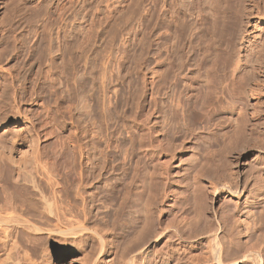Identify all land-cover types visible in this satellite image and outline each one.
<instances>
[{
  "label": "rangeland",
  "instance_id": "obj_1",
  "mask_svg": "<svg viewBox=\"0 0 264 264\" xmlns=\"http://www.w3.org/2000/svg\"><path fill=\"white\" fill-rule=\"evenodd\" d=\"M261 4L50 0L54 39L48 43L42 12L14 22L1 6L0 22L9 15L10 22L0 23V128L21 121L20 128L0 131L1 263L86 264L103 246L106 261L125 264L139 245L145 258L171 264L170 253L202 254L207 229L221 220L226 226L219 222L218 236L234 239L230 254L252 264L259 252L264 264V126L250 133L247 125L257 95L249 92L244 107L227 94L212 101L217 91L229 90L228 78H236L229 83L233 92L250 81L251 69L240 60L262 46ZM180 5L186 28L195 21L200 37L189 76L179 79ZM237 9L250 22L244 20L249 26L238 45L241 80L239 69L230 79L218 62L219 23ZM60 11L70 19L66 42L56 39ZM178 99L196 113L183 125ZM225 183L241 193H215ZM159 230L168 232L165 240L154 236Z\"/></svg>",
  "mask_w": 264,
  "mask_h": 264
},
{
  "label": "bare ground",
  "instance_id": "obj_2",
  "mask_svg": "<svg viewBox=\"0 0 264 264\" xmlns=\"http://www.w3.org/2000/svg\"><path fill=\"white\" fill-rule=\"evenodd\" d=\"M80 1V0H79ZM259 5V4H258ZM262 5V4H261ZM1 6H3L4 8V11L5 10H9L8 12H4L6 15H8L7 13H11L12 14V18H15V21L14 22H17L19 19L18 18H22V17H25V20H26V18H27V14H28V12H29V14H30V11H39V12H37V13H40V12H42L41 14L44 16V19H43V28H42V32H41V36L42 37H44V39H46V42L48 43L49 42V40L50 39H54V35L52 34V32L51 31H53L52 30V25H53V22H50L51 21V15H52V10H51V7H50V0H41V1H37V0H0V7ZM62 6H63V4H62ZM59 6V7H61L60 9L63 11V7H65V6ZM181 6V8L179 9V15H180V17H179V22H178V36H179V59H180V65H179V67H178V71H179V73H178V75L176 74V77L178 78V76H179V79L180 78H186L187 76H189L188 75V71H190L191 70V68H192V61L194 60V57H195V54H196V50H195V44H196V40L197 39H199V37H200V32H199V30H198V27H197V25H196V22L195 21H192L191 23H189V25H188V27L186 28V23H185V21H184V15L186 14V10L183 8V5H180ZM263 7H264V5H262ZM194 7H195V5H193L192 7H190L189 8V11H191V10H194ZM259 7V6H258ZM83 8H84V6H83ZM261 8V7H260ZM58 9V8H57ZM259 9V8H258ZM59 10V9H58ZM241 10V9H240ZM259 10H261V11H259ZM258 11L260 12V14L261 15H264V8H263V10L262 9H259ZM256 11V10H255ZM241 11H239L238 9H237V11L235 12H233V13H231V15H229V16H227L228 18H226V19H222L223 21H221V23H219V26H218V32H219V34H220V36H221V41L219 42V44H218V46L220 47V49H218L219 50V53L220 54H218V59H221L220 61L218 60V62L219 63H222L223 64V66H224V68H221V69H224V71H225V73L227 72V74H229L228 76H233V77H231L230 79H234L235 77H237V75L240 73H242V71H243V67H242V70H241V68L239 67V60L240 59H238V57H239V53H240V46L238 47V45L242 42H244V41H242L243 40V38H244V35H243V33L242 32H244V28L245 27H247V26H245L246 24L248 25L250 22L249 21H246L245 19H243L242 17H244L245 15V13H243V15L244 16H242L241 17V14L242 13H240ZM66 13V12H65ZM65 13H62L61 11H60V13H58V15H60L59 16V18H60V20L58 21L59 23H60V21H61V24L58 26V30H57V32H56V34H57V36H56V39H59V38H57V37H61V38H64V41L63 42H66L67 40L65 39L68 35V31H67V29L65 28V27H67V23H69L70 22V19H68L69 17H67L66 16V14ZM28 14V15H29ZM258 14V13H257ZM256 14V15H257ZM5 16V15H4ZM33 16H34V14H33ZM72 15H70V17H71ZM247 16V15H246ZM257 16H259V15H257ZM6 17L7 16H5L3 19H1L2 21V23L1 24H3V20L4 19H6ZM8 17H10V15L8 16ZM7 17V19H9ZM18 17V18H17ZM32 17V16H31ZM41 17V16H40ZM16 18H17V21H16ZM72 18H75V17H72ZM93 18H94V16H93ZM248 18V17H247ZM260 18H261V16H260ZM22 19H24V18H22ZM197 19H198V16H197ZM196 19V21L198 22V20ZM10 20V19H9ZM9 20H4V22H6V21H9ZM93 20V19H92ZM200 20V19H199ZM246 22H249V23H246ZM22 21V20H21ZM73 21H75V20H72V22ZM95 21L96 20H93V22L91 23H89L90 25H89V28H92V27H95ZM10 22V21H9ZM13 21L11 20V23H12ZM255 22V21H254ZM7 23V22H6ZM8 24H10V23H8ZM55 24H57V23H55ZM72 25H73V23H71ZM4 25V24H3ZM76 22H74V26H72L73 28H72V30H69V31H71V32H75V30H77V27H76ZM2 26V25H1ZM249 26V25H248ZM254 26V25H253ZM264 26V25H263ZM4 27V26H3ZM6 27V26H5ZM8 27V26H7ZM87 27V26H86ZM9 28V27H8ZM68 28V27H67ZM89 28H87V29H89ZM0 29H1V27H0ZM84 28H82V30H83ZM87 29H84V31H86ZM263 30V35H262V41L263 42H261L262 43V46L259 48V49H257V51L255 52L256 53V55H254L253 56V58L251 57V56H248V54H247V56H246V54L245 55H243V57H242V59L240 60V62H241V64L242 63H244L245 65H248L249 67H250V69H251V71H250V69H246V71L247 70H249L250 71V81L247 83V81L246 82H244L245 84H246V86L244 87V88H242L241 89V86H240V91H238V92H236L237 90H239L238 88V86L241 84V82H240V84H239V82H238V80L237 81H235L234 82V84L237 82L238 84H235L238 88H236L237 90L236 91H234L233 92V85L230 87V82L231 83H233V81L236 79H234V80H229V78L228 77H226V78H228L227 80L228 81H230L229 83H228V85H229V90H230V88L232 89V92L231 91H229L228 90V87H226L225 88V86L227 85V83H226V85L225 86H223L222 88H225L226 89V91H225V89L223 90V91H221L220 92V90L219 91H217L218 93H216L215 94V96L212 98V101H215V100H217V99H219L220 97H222L223 96V94L225 95V94H227V95H229L230 97L229 98H231V99H233V101L235 102H237L238 104L237 105H239V107H241V106H246L245 105V100L248 98V93L250 92L251 94H254L252 97H254L255 95H257L256 97H257V102L256 101H254V104H252L253 105V107H254V110H251V114H250V120L251 121H249L250 123L249 124H247V125H249V127L248 126H246V127H248V128H250V130H251V132L250 133H252L254 130L256 131V129L259 131V132H261L260 131V128L262 129L263 128V126H264V124H263V121L262 120H264L263 119V109H264V107H262L261 106V104H260V99L261 98H263L264 97V70H263V68L264 67H262V64L264 65V28H262ZM3 30V29H2ZM1 30V31H2ZM79 30V29H78ZM255 30V29H254ZM80 31V30H79ZM186 31L188 32L187 33V38H186V40H185V33H186ZM260 31V30H259ZM6 32V31H5ZM60 32H61V34H60ZM252 32V31H251ZM2 33V32H1ZM63 33V34H62ZM257 33V32H256ZM70 34V33H69ZM245 34H246V31H245ZM247 35V34H246ZM11 36H12V34H11ZM63 36V37H62ZM260 36V35H259ZM8 39V38H7ZM47 39H49L48 41H47ZM61 39H59L58 41H60ZM245 40V39H244ZM259 40V39H258ZM51 41V40H50ZM57 41V40H56ZM55 42V41H54ZM46 43V44H47ZM60 43V42H59ZM260 43V44H261ZM9 44V43H8ZM61 44V46H62V43H60ZM64 44V43H63ZM255 44H257V43H255ZM65 46H66V43L64 44ZM47 46V45H46ZM258 46V45H257ZM17 47V46H16ZM62 47H64V46H62ZM243 47V46H242ZM247 47V46H246ZM67 48V47H66ZM249 48V47H248ZM6 49V48H5ZM61 49H63V48H61ZM242 49V48H241ZM243 49H245V48H243ZM253 50V49H252ZM242 52V51H241ZM245 52V51H244ZM253 53V52H252ZM241 54V53H240ZM250 55V54H249ZM252 55V54H251ZM240 58V57H239ZM215 60V59H214ZM216 61V60H215ZM220 65V64H219ZM218 65V66H219ZM257 65H260L261 67H262V70H260V69H258V72H259V70L261 71V73L260 74H258V75H256L257 77H255V75L253 74L254 72H253V70H255V68H257ZM247 66V67H248ZM259 67V66H258ZM240 70V72H239V70ZM236 70H238V74H236L235 72H236ZM244 70H245V68H244ZM224 71H222V73L224 72ZM232 72V73H231ZM243 73H245V72H243ZM249 73V72H248ZM251 73L254 75V77L256 78L255 80V83L253 84V82H252V84H250V82L251 81H253L254 80V77L253 76H251ZM257 73V72H256ZM211 74H213V73H211ZM224 74V73H223ZM240 74L238 75L239 76V80H241L240 78L242 77V76H240ZM220 75V74H219ZM225 75V74H224ZM249 75V74H248ZM214 76V75H213ZM218 76V75H217ZM244 76V75H243ZM220 77V76H219ZM224 76H222V77H220V79H221V81H220V83L221 82H224V80H222V78H223ZM247 77H249V76H247ZM211 78H212V76H211ZM218 78V77H217ZM178 79V80H179ZM224 79V78H223ZM246 79V78H245ZM244 79V80H245ZM249 79V78H248ZM213 80V79H212ZM214 80H215V78H214ZM217 81H218V79H217ZM211 83H212V81H210ZM219 82V81H218ZM225 82H227V81H225ZM215 84V83H214ZM222 84H225V83H222ZM209 85V87H210V84H208ZM219 85H221V84H219ZM243 85V84H242ZM208 87V88H209ZM214 87V86H213ZM235 87V86H234ZM221 89V88H220ZM224 92V93H223ZM228 92V93H227ZM230 92V93H229ZM249 93V94H250ZM250 94V95H251ZM211 101V102H212ZM256 102V103H255ZM213 103V102H212ZM211 103V104H212ZM176 104H177V106H179V108H181V112H180V123H181V125H183V124H185V122L187 123L188 121H187V118H190V119H192V116H193V114H195L196 115V113H193L192 111H189V109H187L186 107H185V105H184V103H183V101L181 100V99H178V101L176 102ZM198 107V106H197ZM208 108V107H207ZM206 108V110H208ZM246 108V107H245ZM251 108H252V106H251ZM263 108V109H262ZM199 109H200V107H199ZM199 109H197V110H199ZM243 109V108H242ZM202 110H204L203 108H202ZM201 111V110H200ZM205 111V110H204ZM203 111V112H204ZM188 115H189V117H188ZM194 115V116H195ZM193 116V117H194ZM245 121V120H244ZM242 122V121H241ZM241 122H239V123H241ZM20 124H21V121H19V119H15V120H13V121H10V122H7V123H5V125H3L1 128H0V131L2 132V131H6V129H7V131L9 130V129H13V128H20L19 126H20ZM243 123H241V125H242ZM245 124V123H244ZM22 127V126H21ZM242 128H243V126H242ZM241 128V129H242ZM238 129V128H237ZM237 129H236V131H237ZM245 129V128H244ZM244 129H242V130H244ZM21 130V129H20ZM241 130V131H242ZM249 130V129H248ZM249 130V131H250ZM17 131H19L18 129H17ZM245 131V130H244ZM247 131V130H246ZM258 131H256V132H258ZM0 132V133H1ZM10 133H11V130L9 131ZM238 132H239V129H238ZM16 133V132H15ZM243 133V132H242ZM249 133V134H250ZM261 133H263V136H261L262 137V140L261 141H264L263 139H264V130L261 132ZM17 134L18 133H16V136H17ZM255 134V133H254ZM253 134V135H254ZM259 134V133H258ZM257 134V136H259ZM12 135H13V133H12ZM242 135V134H241ZM244 135V137H245V133L243 134ZM251 135V134H250ZM262 135V134H261ZM14 136H15V134H14ZM19 136H20V134H19ZM252 136V135H251ZM254 136H256V134L254 135ZM254 136H252V138L254 137ZM10 137V136H9ZM242 137V136H241ZM260 137V136H259ZM260 137V138H261ZM14 138V137H13ZM255 138V137H254ZM259 138V139H260ZM14 139H16V138H14ZM13 140V139H12ZM21 140V139H20ZM15 141V140H14ZM13 141V142H14ZM246 141V140H245ZM260 141V142H261ZM21 142V141H20ZM247 142V141H246ZM259 143V142H258ZM262 143H264V142H262ZM261 143V144H262ZM261 146V145H260ZM261 147H264V145H262ZM206 149V148H205ZM204 149V150H205ZM257 155V154H256ZM256 159V158H255ZM254 159V160H255ZM11 163H12V161H10ZM24 162V161H23ZM22 162V163H23ZM254 162V161H253ZM17 163V162H16ZM20 163V162H19ZM15 163H13V165H14ZM18 164V163H17ZM25 164V163H24ZM13 165H11V166H13ZM18 166H19V164H18ZM20 167V166H19ZM19 167L17 168V169H19ZM21 167H22V165H21ZM13 168V167H12ZM26 168V167H25ZM24 168V166H23V169H25ZM14 169V168H13ZM13 169H12V172H14L13 171ZM16 170V169H15ZM20 170V169H19ZM23 171V170H22ZM16 172V171H15ZM17 172H18V170H17ZM21 172V171H20ZM19 172V173H20ZM24 172V171H23ZM19 173L17 174V175H19ZM25 174V173H24ZM22 175V174H21ZM2 176V175H1ZM9 176V175H8ZM23 176V175H22ZM15 177V176H14ZM13 177V178H14ZM18 177V176H17ZM21 178V177H20ZM211 180V179H210ZM215 183V182H214ZM213 183V184H214ZM216 187V188H215ZM214 187V191H215V193H217V192H219L220 190H226V191H228L229 193H232V194H234V195H236V194H240L239 193V190L238 189H233L229 184H227V183H225V184H223V185H221V186H215ZM8 190V189H7ZM6 190V191H7ZM5 191V192H6ZM8 193V192H7ZM9 197V196H8ZM9 201H10V199H8ZM8 200H5V201H7V204L8 205H10V202L8 201ZM4 201V200H3ZM6 203V202H5ZM7 206V205H6ZM8 208L9 209H11V207H9L8 206ZM7 208V209H8ZM219 216V215H218ZM15 218V217H14ZM16 219V218H15ZM7 220V219H6ZM17 221V220H16ZM11 222V221H10ZM219 222H221L222 224H224L221 220H219L218 221V228L217 229H215V228H211L210 226H209V229H207L208 231H206V232H208L204 237H206V240L204 241V247H202V248H204L203 250H205V248H206V250L208 251H206L205 250V252L206 253H204L203 252V250L202 251H199V252H201L202 254H200L199 255V253L197 254V252L196 253H192L191 252V250H189V252L190 253H188L187 255H188V257L186 256H184V257H174V254H172V253H170V255H169V257L167 258L168 259V263H169V261H170V263L171 264H241V260L240 261H238V258L239 257H234V255L232 256L231 254H230V248H231V246H232V244L234 243V239H233V236H230L227 240H223V239H221V237H219L218 236V232H219V230H220V227H222V225L221 224H219ZM20 226V225H19ZM226 225L224 224V227H225ZM5 227H7V226H5ZM9 227V226H8ZM24 227H26L25 225H24ZM1 228H2V230H4V228L3 227H1V225H0V230H1ZM14 228V227H13ZM227 228V227H226ZM7 229V228H6ZM10 230V229H9ZM12 230V229H11ZM28 230H30V229H28ZM1 232V231H0ZM7 232H8V229H7ZM6 232V233H7ZM95 232V231H94ZM4 233H5V230H4ZM96 233V232H95ZM201 233V232H200ZM203 233V232H202ZM2 234V233H1ZM199 234V233H198ZM3 235V234H2ZM1 235V236H2ZM101 235V234H100ZM156 235V236H155ZM197 235V234H196ZM154 236L155 237H157V239L159 240V241H162V240H165L167 237H168V232H166L165 230H159V231H157V232H154ZM195 236V235H194ZM8 237V236H7ZM6 237V238H7ZM100 237V236H99ZM196 237V236H195ZM103 238V237H102ZM5 239V238H4ZM8 239V238H7ZM15 239V238H14ZM1 241H2V239H1ZM4 241V240H3ZM9 241V240H8ZM103 241V240H102ZM102 241H101V243H102ZM99 242V241H98ZM1 243V242H0ZM4 243H5V241H4ZM165 243V242H164ZM163 243V244H164ZM8 244V243H7ZM12 244V243H11ZM3 245V244H2ZM14 245V244H13ZM9 246H10V244H9ZM12 246V245H11ZM103 247V246H102ZM101 247V251L97 254V255H95V257L92 259L91 258V261L89 262L88 261V263L85 261V263L86 264H112L111 262H114V259H113V257H111L112 258V260L111 261H106L105 260V255H106V251L104 252V251H102V248ZM163 247V249L164 250H169V249H167L166 248V246L164 245V246H162ZM207 247H208V249H207ZM8 248V247H7ZM13 248H14V246H13ZM200 248V247H199ZM2 249V248H1ZM5 249H6V247H5ZM98 250V249H97ZM104 250V249H103ZM186 250V249H185ZM184 250V251H185ZM197 250V249H196ZM200 250V249H199ZM8 251V250H7ZM187 251V250H186ZM14 252V251H13ZM18 252V251H17ZM86 252V251H85ZM85 252L83 253V254H85ZM170 252V251H169ZM1 253V252H0ZM204 253V254H203ZM3 254V253H2ZM9 254H11V253H9ZM8 254V255H9ZM143 251H142V249H140L139 248V245H136V246H134L133 248H132V250L130 251V254L128 255V257L125 259V264H139V263H141V264H158L157 262L155 263V262H153L151 259H149V258H145L144 256H143ZM12 255V254H11ZM88 255H90V254H88ZM93 254H92V256H94ZM254 255V254H253ZM86 256V255H85ZM236 256H238V255H236ZM9 257V256H8ZM88 257V256H87ZM3 258H6V257H4L3 256ZM19 258V257H18ZM84 257H82V259H83ZM110 258V259H111ZM11 259V258H10ZM90 259V258H89ZM240 259V258H239ZM29 260V259H28ZM87 260V259H86ZM252 264H262V256H261V253H255V255L252 257ZM2 261H4V259H2ZM2 261H0V264H2L1 262ZM6 261H7V259H6ZM84 262V261H83ZM10 263V262H9ZM3 264H6V263H4L3 262ZM11 264V263H10ZM26 264V263H25ZM29 264V263H28ZM114 264V263H113Z\"/></svg>",
  "mask_w": 264,
  "mask_h": 264
}]
</instances>
